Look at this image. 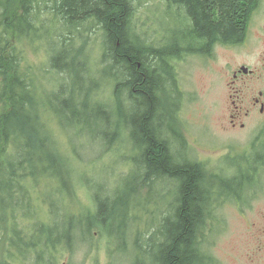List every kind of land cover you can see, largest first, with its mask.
I'll list each match as a JSON object with an SVG mask.
<instances>
[{"label":"trees","instance_id":"1","mask_svg":"<svg viewBox=\"0 0 264 264\" xmlns=\"http://www.w3.org/2000/svg\"><path fill=\"white\" fill-rule=\"evenodd\" d=\"M37 1L0 0V27L6 26L8 17L19 7L23 14L16 20L21 18L26 31L32 33ZM168 1L187 17L189 24L185 31L182 29L184 38L174 36L168 38L166 45L147 47L133 28L132 0H50L51 13L65 29L58 31V39L50 44V74L56 78L54 86L43 95L32 78L20 73L21 60L6 55L3 45L8 41L5 32L0 31V245L5 235L8 243L0 254V264H29L30 260V264H41L42 244L66 240L71 247L74 240L92 234L96 225L111 229L113 237L129 235V198L118 191L113 196L109 194L104 181L86 182L96 204L93 219L86 211L77 214L67 209L66 201L78 200L70 188L71 160L59 147L53 126L68 138L78 155L81 146H102L105 153L122 140L125 131L136 151L132 175L136 177L126 187L133 191L134 182L152 187L155 179H170L178 185L173 215L165 218L158 229L160 243L149 244L146 251L150 263L206 264L199 236L206 226L209 198H226L213 189L214 181L221 175H212L201 163L190 160V148L180 136L176 139L185 154L179 161L165 137L166 133L168 137L174 134V116L182 110L176 63L209 55L216 45L242 44L258 0ZM87 22L103 31V72L90 68L91 58L85 47H74L75 30L80 32ZM103 73L108 82L114 79L110 105L97 98ZM167 86L173 89L172 93H166ZM161 93L169 99L171 114L164 110ZM125 107L130 115L115 119L114 112ZM50 117L56 125H50ZM100 121L104 128L97 132ZM87 136L92 138L91 144L85 139ZM252 155L256 159L250 174L244 173L236 162L237 174L226 177L224 186L244 189L246 179L251 190L257 184L259 187L264 155L260 150L241 159ZM38 188L46 206L45 221L37 208ZM124 224L125 230L115 233Z\"/></svg>","mask_w":264,"mask_h":264},{"label":"rangeland","instance_id":"2","mask_svg":"<svg viewBox=\"0 0 264 264\" xmlns=\"http://www.w3.org/2000/svg\"><path fill=\"white\" fill-rule=\"evenodd\" d=\"M52 6L50 0H39L35 3L32 33L26 31L27 26L25 23L22 25L21 18L16 20L23 14L19 7L15 8L7 21L4 19L6 26L0 27L8 41L3 45L6 47V55L12 54L21 60L20 73L26 78H32L42 95L54 86L56 78V75L53 78L50 74V44L53 39H58L57 32L65 29L56 15L51 13ZM132 6L133 28L145 46L166 45L168 38L174 36L184 38L182 29L185 31L189 24L187 17L168 0H132ZM247 28L245 41L235 48L226 49L217 45L213 55L210 53L204 57L197 56L176 63L181 91L179 88L178 90L183 96L182 110L177 113V117L174 116L175 135L168 137L166 133L165 137L179 161L183 160L185 151L176 138L182 137L190 148L187 153L190 160L201 163L212 175H221L218 181L213 180V189L226 198L222 199L218 195L209 198L206 226L199 236L203 242L202 252L205 261L207 260L206 264H264V170L259 187L257 184L252 190L246 179L244 189L224 186L226 177L237 174L236 162L244 173L250 174L256 155L246 160L241 158L251 152L257 154L260 150L264 155V113L260 112L259 106L251 115L243 116L234 128L230 115L235 108L232 102L236 100L233 97L236 96V91L228 87L231 70L246 66L254 72L246 77L249 87L240 94V98L245 101L243 104L246 108H252L248 106V101L259 98L260 93H263L261 99L264 102V0H258ZM79 31L75 30L74 47H85L91 58L90 68L103 72L106 66L100 62L104 52L102 29L87 22ZM102 76L104 78L101 80L97 98L110 105L113 103L114 79L109 77L108 82L107 75L103 73ZM172 88L167 86L166 93H172ZM161 95L164 97V93ZM163 99L166 107L164 110L171 114L173 111L169 99ZM162 108L161 102V110ZM114 113L115 119H118L123 115H130L131 112L125 107ZM50 119V125H56L55 120L51 117ZM96 126L97 132L104 128L101 121ZM53 129L59 147L71 160V181L68 180L71 182L70 188L76 193L78 203L66 201L67 209L77 214L86 211L93 219L96 204L86 182L104 181L109 194L113 196L118 191L129 198V235L124 234L121 238L122 234H114L113 237L109 232L111 229L96 225L92 234L74 240L71 247L66 240L42 244L39 248L43 252L41 264H151L150 255L146 251L149 250V244L160 243L158 229L165 218L173 215L178 185L170 179H155L150 185L152 187L147 184L142 186L137 182H134L133 191L126 187L136 177L132 176L136 151L125 131L122 140L105 153L102 146H81L78 148V155L68 138L60 134L55 126ZM85 139L89 144L92 143L90 136ZM35 193L39 215L45 221L47 214L46 206L40 200L41 189H36ZM237 197L245 199L238 202L235 201ZM121 230H125V224L115 233H121ZM6 239L5 235L0 245V254L8 246Z\"/></svg>","mask_w":264,"mask_h":264},{"label":"flooded vegetation","instance_id":"3","mask_svg":"<svg viewBox=\"0 0 264 264\" xmlns=\"http://www.w3.org/2000/svg\"><path fill=\"white\" fill-rule=\"evenodd\" d=\"M240 44L236 45H220L222 48H235L236 46H239ZM217 46V45H216ZM211 47V54H214L215 47ZM244 67L249 69L248 72H245ZM253 72L250 68L246 66H238L235 70H231V80L228 83V87L235 92V95L233 97H236V100L232 102V104L235 106L234 110L231 112L230 115V122L232 126L235 128L238 125V121L243 118V116H249L252 112H254L259 106H260V112L264 113V102L262 101L263 93H260L259 98H252L250 101H248V106H251L252 108H246L244 106V100L242 101L240 98V94L247 90L249 87V84L246 81V77L249 75H253ZM180 85V82L178 84V87ZM181 90V89H180ZM239 99V101H237ZM239 102V103H238ZM244 126V125H242Z\"/></svg>","mask_w":264,"mask_h":264},{"label":"water","instance_id":"4","mask_svg":"<svg viewBox=\"0 0 264 264\" xmlns=\"http://www.w3.org/2000/svg\"><path fill=\"white\" fill-rule=\"evenodd\" d=\"M244 70H245V72H248V71H249V69H247V68H245V67H244Z\"/></svg>","mask_w":264,"mask_h":264}]
</instances>
